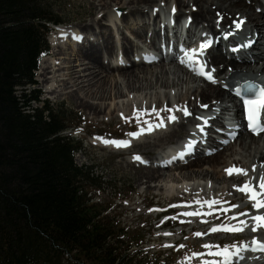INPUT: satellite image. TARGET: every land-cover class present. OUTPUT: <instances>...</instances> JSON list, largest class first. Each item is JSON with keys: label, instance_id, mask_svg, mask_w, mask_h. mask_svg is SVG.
Listing matches in <instances>:
<instances>
[{"label": "bare ground", "instance_id": "1", "mask_svg": "<svg viewBox=\"0 0 264 264\" xmlns=\"http://www.w3.org/2000/svg\"><path fill=\"white\" fill-rule=\"evenodd\" d=\"M85 1L88 4L89 15L93 19L75 27L84 31L89 37L80 40V45L75 46V42L67 45L63 40L68 32H65L64 28L58 29L52 38V56L42 61L38 71V78L42 86L44 85L46 94L54 95V100L75 99L79 109H84L97 118L116 119L123 114L131 118L136 116L139 121H143L180 115L175 126H168L166 131H157L153 135L144 137L131 149L112 152V154L126 155L144 151L150 153L155 148L163 149L165 144L175 142L185 127L193 124L196 112L203 110L199 102L205 103L213 97L218 98L225 94L231 97L229 93L223 91L224 87L230 88L235 79L254 73L257 67L264 73V46L260 53V43L257 44L259 51L250 63L244 65H238L232 59L226 60L220 50L211 52L208 64L214 69L216 84H207L203 80L196 82L195 76L177 64L178 67H172L170 71L162 64L146 65L144 58L130 63L125 68H113L104 61V57L116 56L117 44L121 45L123 55L132 53L137 55L142 50L136 41L143 39L149 15L154 8L161 7L162 2L169 11L171 5L177 8L178 20L187 14L196 26L202 25V29L207 28L212 32L213 30L215 32L218 17H223L222 24H219L222 28L226 25L231 26V21L244 19L250 24L252 36L256 41L264 40V3L261 0ZM192 7H197V10L193 12ZM118 11L123 12L120 20L117 19ZM156 18L157 16L154 20ZM127 21H133L128 29L137 39L134 36L132 39L123 35L121 39L123 42L120 43V40H114L113 30L109 24L119 29L122 27L121 23L126 24ZM91 36L93 38H90ZM70 50L73 51L74 62L69 60ZM112 71L121 74L110 75ZM185 108L191 116L184 117ZM227 109V106L221 107L219 112ZM209 121L218 123V116ZM103 141L104 139H92V144L103 150H109L108 145L104 146ZM237 142L240 150L235 149ZM261 163L264 164V132L257 139L247 133L239 132L233 144L229 143L207 157L198 155L186 167H180L181 170L177 174L174 172L180 168L162 171L153 167L136 166L132 162H126V165H133L136 181L140 182V185H147L146 188L155 191V195L161 199L189 204L198 202L196 206L202 208L211 204L219 208L220 203L226 199H228L226 205L229 206L236 199L239 201L238 189L246 184V178L253 184H259L258 173ZM236 169H243L244 172H237ZM227 170H232L231 174ZM183 181H188L190 184L187 186ZM207 183L208 188L205 189ZM215 207L210 208L209 211ZM238 208L236 206L230 210L219 209L216 214L207 216L209 218L207 222L197 219L189 231L199 232L211 225L215 226L222 218L228 217ZM244 235L250 236L248 233ZM213 236L215 235L211 234L206 238ZM209 249L203 248L202 251ZM192 262L188 264H195Z\"/></svg>", "mask_w": 264, "mask_h": 264}, {"label": "trees", "instance_id": "2", "mask_svg": "<svg viewBox=\"0 0 264 264\" xmlns=\"http://www.w3.org/2000/svg\"><path fill=\"white\" fill-rule=\"evenodd\" d=\"M37 0H0V264H131L115 225L90 204L65 119L33 109L45 25Z\"/></svg>", "mask_w": 264, "mask_h": 264}, {"label": "rangeland", "instance_id": "3", "mask_svg": "<svg viewBox=\"0 0 264 264\" xmlns=\"http://www.w3.org/2000/svg\"><path fill=\"white\" fill-rule=\"evenodd\" d=\"M37 1L43 4V8L48 7V10H50L52 17H54V19L60 20L62 24L71 23V24L77 25L80 23L89 22L91 19H93L89 15L88 4H87V1L85 0H37ZM120 15H121V12H120ZM98 16L100 17V14ZM121 24L125 25V23L123 22ZM123 32L127 36L133 35L135 37L134 33H130L124 29H123ZM118 37L119 39H121L122 36L118 34ZM51 48L52 46L50 44V50H49L48 56L46 57V60L47 58L49 59L52 56ZM69 60L70 62H74L75 60L74 56L72 55L71 57H69ZM153 67L154 66H151V68ZM111 74L118 75L121 73L112 71L110 72V75ZM36 81L38 82V85L40 84L39 87L37 88H39V90L42 91V96L40 98L41 99L40 101L47 100L49 106L51 107L52 111L55 114L64 113L66 116L73 117L74 119H76L81 124V130L93 132V131L99 130V127H104V131L110 132L112 134H117L125 130L126 126H124L123 123L117 124L115 122H112L109 124H105V120L107 119L106 117L104 118L101 117V120H100V118L90 115L86 110L79 109L77 106L78 104L75 99L60 98V99L54 100V95H46L44 85L42 86V83L40 79L38 78V71L36 72ZM191 98L193 99V96ZM213 98L216 99L217 97H213ZM208 102H210V100L206 101L207 104ZM197 105H198V102H197ZM201 105L203 104H199L200 107ZM42 106H43V103L40 102V103L34 104L32 107L35 109H40ZM95 118L100 120L99 121L100 124H98V120ZM102 125H105V126H102ZM81 135L82 134H79V136ZM235 149L240 150L238 142L236 144ZM157 150H160V149L155 148L152 152L147 153V154L156 155L157 153L155 152ZM110 153L112 154V152ZM74 161L76 165L86 167L89 173L94 176V178H97L103 181L101 190L96 193L93 192L92 197L95 198L96 202H105V203L111 202L110 204L111 207L108 212L109 217L110 218L116 217L117 220L122 222L124 226H131V228L127 232L129 237H132L133 235L139 236V234L145 235L144 245L141 246L139 249L135 248L134 252L139 251L140 253L141 251H143L144 253L149 252V254H154L157 250H154L153 246L160 243L159 241H156V237L154 236V234L152 235V237L148 236L155 229L154 228L155 222L152 221L154 214H146V213L143 214V212H141L140 210V207H141L140 205L142 204L141 198H138L137 194L141 192H145L144 193L145 207L146 206L153 207L154 205H157L158 203H160V205H164V204H162V201H158V199L153 200L152 196H153L154 191L153 190L150 191L151 189L146 188L147 185L145 186L140 185V182L136 181V176H135L136 171L134 169V166L132 165L131 167L128 165L129 166L128 167L126 165L127 161H122L125 164L120 163L121 158L117 156L109 157L104 152H102L100 149L92 147L88 139L86 140L85 138H84V142L82 145V150L75 155ZM164 201L167 202L168 200H164ZM131 208H137V209L132 210ZM152 226L153 228L151 229ZM135 228H138V230L137 231L132 230ZM215 237L217 236H213L211 238L205 237V239L208 242V240L213 239ZM195 238L196 237L190 238V240L188 241L189 246H191L193 243L195 244L196 242L197 243L201 242L200 241L201 239L197 240ZM163 257H166V254ZM162 261L163 259H161V262H159V264H162Z\"/></svg>", "mask_w": 264, "mask_h": 264}, {"label": "snow or ice", "instance_id": "4", "mask_svg": "<svg viewBox=\"0 0 264 264\" xmlns=\"http://www.w3.org/2000/svg\"><path fill=\"white\" fill-rule=\"evenodd\" d=\"M173 11H175L174 8H173ZM240 23H242V21ZM240 23L236 24L237 28L240 27ZM207 46H208V44H207V42H205V43H202L200 45L199 50L198 49L182 50V51H184V59H181L180 62L182 64H184L185 60H186L189 65L198 64V66H196L194 68L195 73L197 75L203 76L204 78H206L210 82L215 83V80H214L213 76L211 75V73L203 71V67H202L203 62L196 61L197 55H199V56L204 55L203 49H205ZM246 88L248 91L253 93V97H254V98H244V100H243L245 113H246V116L248 119V127L253 132H256L257 130L264 131V126L261 125L260 120H259L260 111L262 108H264V87H261L259 85L250 84V83L246 82ZM237 95H239V89H237ZM170 111L171 110H169V112ZM183 111H184L186 116L190 115V113H188L186 109H184ZM157 115H159V113H157ZM168 119H169V122H171V121H174L176 119V117L170 115L168 117ZM145 123H147V121H145ZM155 126L156 127H162L163 121H161L159 124H157ZM147 130L151 131L152 125H149ZM138 134H139L138 132L129 133V135L133 136V137L137 136ZM105 143L106 144H112L116 147H121V146H127L129 142L127 140H111V141H105ZM187 147H191V144L187 145ZM134 159L139 160L140 157L137 156V157H134ZM227 171H229V173L231 174L232 170H227ZM236 171L241 172V173L244 172L243 169H236ZM260 187L262 190H264V176L261 177ZM241 190L251 193V195L249 196V199L255 201V203L253 204V207H256V208L264 207V200H257L256 197L259 195V193L252 190L250 188V186L245 184L244 188ZM233 207H236V206L234 205ZM252 219H253V221H255V224L252 227L253 232H255L257 230V227H264V216H254V217H252ZM240 224L243 226L244 221H241ZM224 230L225 231H242L243 228L242 227L225 228ZM212 231H217V229L214 228V229H212ZM196 235H200V233H197ZM252 243L254 245H256L257 247H259L262 251H264V243H258L256 240H253ZM204 247L205 248H211L210 245H204ZM212 254L223 257L224 264H227L228 258L231 255L228 248H224L222 251L212 253ZM194 255H198V254L194 253Z\"/></svg>", "mask_w": 264, "mask_h": 264}]
</instances>
